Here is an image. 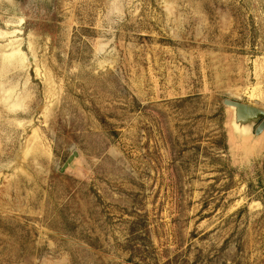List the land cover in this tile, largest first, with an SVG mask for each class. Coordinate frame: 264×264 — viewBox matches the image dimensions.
Listing matches in <instances>:
<instances>
[{
	"label": "rangeland",
	"instance_id": "rangeland-1",
	"mask_svg": "<svg viewBox=\"0 0 264 264\" xmlns=\"http://www.w3.org/2000/svg\"><path fill=\"white\" fill-rule=\"evenodd\" d=\"M225 99L264 111V0H0V264H264Z\"/></svg>",
	"mask_w": 264,
	"mask_h": 264
},
{
	"label": "water",
	"instance_id": "water-1",
	"mask_svg": "<svg viewBox=\"0 0 264 264\" xmlns=\"http://www.w3.org/2000/svg\"><path fill=\"white\" fill-rule=\"evenodd\" d=\"M222 103L225 107L230 108L233 111L232 125L236 132L242 134L241 133L242 128H246L249 131V133H254L255 136H260L264 132L263 110L230 99H225L223 100ZM257 123H258L257 127L253 129L254 125ZM77 157L78 154L76 152H73L67 159V162L65 163L64 167L62 168V172Z\"/></svg>",
	"mask_w": 264,
	"mask_h": 264
},
{
	"label": "bare ground",
	"instance_id": "bare-ground-1",
	"mask_svg": "<svg viewBox=\"0 0 264 264\" xmlns=\"http://www.w3.org/2000/svg\"><path fill=\"white\" fill-rule=\"evenodd\" d=\"M248 132H249V131H248L246 128H242V129H241V133H242V134H248Z\"/></svg>",
	"mask_w": 264,
	"mask_h": 264
}]
</instances>
